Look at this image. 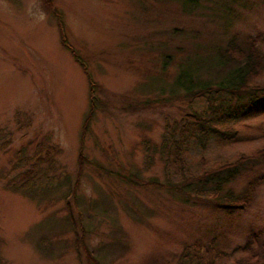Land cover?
<instances>
[{"label":"rangeland","instance_id":"rangeland-1","mask_svg":"<svg viewBox=\"0 0 264 264\" xmlns=\"http://www.w3.org/2000/svg\"><path fill=\"white\" fill-rule=\"evenodd\" d=\"M193 3L0 0V264H181L186 253L231 264L253 231L264 232V180L231 215L168 185L182 171L166 163L164 138L188 114L210 112L176 86L192 54L233 35L256 36L264 53L263 0ZM93 95L100 105L87 122ZM225 123L235 138L209 132L183 145L185 172L264 148V113ZM81 152L90 161L81 164ZM263 175L264 164L254 166L229 187L242 191Z\"/></svg>","mask_w":264,"mask_h":264},{"label":"trees","instance_id":"trees-1","mask_svg":"<svg viewBox=\"0 0 264 264\" xmlns=\"http://www.w3.org/2000/svg\"><path fill=\"white\" fill-rule=\"evenodd\" d=\"M198 2H203V0H194L193 4L198 5ZM62 28L63 26L61 36L64 46L74 54L90 81L93 82L87 62L69 41L66 30L63 31ZM200 46L186 63V69L183 68L177 75L176 86L183 89L186 96L204 98L210 112L188 114L180 129H174L170 137L164 138V144L171 143V152H169L170 155L173 154V159H165L166 163L172 165L173 162L180 161L182 171L180 179L174 182L169 180L168 185L184 193L195 192L199 198L204 200L218 202L221 208L231 215L236 211L246 209L251 204L257 184L264 180V175L253 178L242 191H236L229 185L247 169L264 164V148L259 149L254 155H241L235 161H226L193 173V175L184 171L185 162L182 149L186 143L203 142L208 138L209 132L221 136L222 139L231 140L236 137V129L233 125L225 126V121L228 122L231 119L237 121L241 115L264 113V53L260 50L258 38L252 35L246 37L233 35L226 44H213L207 47L204 45V48ZM199 48L208 50L204 60L201 57L205 56L199 57L195 54L199 52ZM202 72L207 73L209 78L201 80ZM196 76L198 77L195 79ZM225 91L230 92V95L226 96ZM234 98L236 102H233ZM96 99L97 97L93 95L92 109L87 122L91 120L94 109L100 105ZM80 155L81 164L85 160L90 161L83 152ZM118 175L127 183L142 185L135 174L127 176L118 173ZM31 182L34 184L33 180ZM22 183L17 186L28 191L36 190L34 186H26L27 182L25 185ZM263 233L262 230L253 231L251 238L253 241H248L245 247L246 253L231 264H264V236H261ZM255 242L256 244L253 245ZM184 256H186L185 260L181 264H198L201 261L199 258L193 261L188 253Z\"/></svg>","mask_w":264,"mask_h":264}]
</instances>
